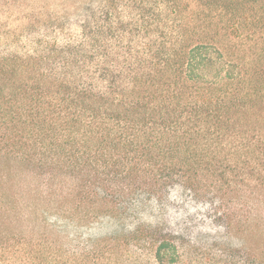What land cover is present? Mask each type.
Returning a JSON list of instances; mask_svg holds the SVG:
<instances>
[{"label":"trees","instance_id":"trees-1","mask_svg":"<svg viewBox=\"0 0 264 264\" xmlns=\"http://www.w3.org/2000/svg\"><path fill=\"white\" fill-rule=\"evenodd\" d=\"M76 18L0 21V264H264V0Z\"/></svg>","mask_w":264,"mask_h":264},{"label":"rangeland","instance_id":"rangeland-1","mask_svg":"<svg viewBox=\"0 0 264 264\" xmlns=\"http://www.w3.org/2000/svg\"><path fill=\"white\" fill-rule=\"evenodd\" d=\"M104 1L106 0H28L26 3L28 7L27 9H23L21 10V12H19L17 8V10H13L8 13H1L0 21L5 27H8L9 29L13 30L20 28L22 25H26V20L24 18H27L28 15L36 17L37 20H45L47 18H51L54 21H59L63 19L68 20L74 15H77V18L75 20H79L80 18L85 16V14H89L92 11H97V9L101 7ZM67 20H65L64 26L67 28V30L79 29V24H74L75 20ZM44 32H48L47 29H37V31L33 32L34 34L32 33L30 37L32 39L40 38ZM0 166L2 167V169L4 167L6 168V165ZM141 207L142 208L139 211V215L136 220H131L127 228H122L118 226L116 227V230H128L129 227L136 225L138 222L155 223L161 219V216H159L160 211L156 207V205L145 204ZM13 231L18 234L19 232H22L23 229L20 227H16ZM107 232H109V230H107ZM217 232L220 235V239L216 237L214 228H211L209 231H199L193 229V233L180 231V234H182L181 237L184 238V240L188 241V243H190L191 245H194V247H196L198 250H200L201 246L203 245H209L213 248H215L214 246L217 245H229V247H238L239 242H236L235 244H228V242L221 238L222 231L218 229Z\"/></svg>","mask_w":264,"mask_h":264}]
</instances>
